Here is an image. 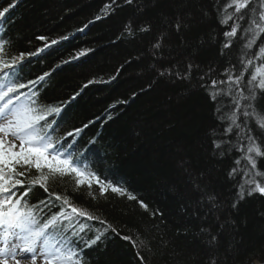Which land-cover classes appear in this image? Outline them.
<instances>
[{
  "label": "trees",
  "instance_id": "16d2710c",
  "mask_svg": "<svg viewBox=\"0 0 264 264\" xmlns=\"http://www.w3.org/2000/svg\"><path fill=\"white\" fill-rule=\"evenodd\" d=\"M10 2L0 0V10ZM227 2L16 0L8 19L0 20V35L7 31L19 51L35 53L18 73L21 82L49 73L41 91L47 90L46 102L65 109L59 133L82 129L72 139L73 154L86 155V165L95 162L103 176L149 206L145 211L111 193L101 197L95 187V198L74 197L117 229L85 250L87 264H208L209 258L214 264H261L264 195L245 192L239 199L248 177L229 172L244 167L243 161L234 164L242 153L215 149L214 141L229 137L207 94L209 79H224V70L242 55L239 36L222 52L229 28L219 24L217 7ZM259 5L253 0L251 7ZM180 20L183 27L177 30ZM260 43L264 37L247 51H257ZM37 49L42 51L36 54ZM81 51L85 55L72 59ZM250 74L251 69L245 75ZM229 103L221 100L225 111ZM259 110L264 112V99ZM250 123L257 141H264V130ZM182 163L200 179L186 176ZM257 163L264 171V158ZM65 184L75 188L70 179ZM88 223L93 232L103 230ZM211 235L217 240L210 244ZM123 236H131L136 246Z\"/></svg>",
  "mask_w": 264,
  "mask_h": 264
},
{
  "label": "snow or ice",
  "instance_id": "6c2138e0",
  "mask_svg": "<svg viewBox=\"0 0 264 264\" xmlns=\"http://www.w3.org/2000/svg\"><path fill=\"white\" fill-rule=\"evenodd\" d=\"M126 2L131 4L132 0ZM252 2L228 0L222 7H217V13L222 16L219 24L229 28L223 33L226 42L222 52L223 49L230 50L233 38L238 36L243 41V48L238 61L224 70V79H209L207 85L212 89L207 94L217 105L215 111L223 134L229 137L214 141L215 149L221 154L222 147L242 153L234 164L240 166L243 161L244 167H233L229 172L230 177L238 174L248 177L239 187L240 200L244 199L245 192L248 196L264 195V171L258 170L257 163L259 158H264V141H257L250 123L254 120L256 126L264 130V112L259 110V101L264 99V43H260L255 52L247 51L264 37V0H260L257 8L251 7ZM15 5L16 0H12L2 8L0 20H7V14ZM110 7V4L105 5V9ZM175 27L179 30L183 21H178ZM128 31L131 33V28ZM39 39L46 38L41 36ZM56 43V40L51 41L53 45ZM48 46L45 44V48ZM154 47L159 48V42ZM32 55L35 53L19 51L7 31L0 35V264H87L85 250L98 246L105 233L109 230L117 233V229L94 215L84 206L86 202L77 203L74 197L95 198L92 191L95 187L101 197L111 193L136 201L145 211L149 206L126 186L103 176L95 162L86 165V155L73 154L72 139L79 136L82 129L59 133L65 109L46 102L47 90L41 91L49 73L28 79L27 83L18 78ZM83 55L85 51L72 59ZM191 67L189 64L188 68ZM250 69L251 74L246 77ZM164 74L163 71L160 73L161 76ZM91 83L94 81H89ZM225 84L226 89L220 87ZM224 98L230 102L228 111L221 104ZM181 167L190 179H200L183 163ZM69 179L75 185L71 190L65 184ZM83 188L89 190L87 194L80 191ZM236 206L237 203H233L232 207ZM89 221L99 223L103 230L96 228L93 232ZM121 238L136 246L131 236ZM216 240L217 236L211 235L209 243ZM137 256L143 260L139 252ZM208 264H214V261L209 258ZM261 264H264V258H261Z\"/></svg>",
  "mask_w": 264,
  "mask_h": 264
}]
</instances>
